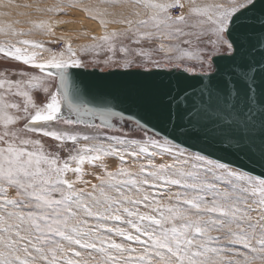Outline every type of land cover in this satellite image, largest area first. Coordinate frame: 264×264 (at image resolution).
I'll return each instance as SVG.
<instances>
[{
    "label": "snow or ice",
    "instance_id": "snow-or-ice-1",
    "mask_svg": "<svg viewBox=\"0 0 264 264\" xmlns=\"http://www.w3.org/2000/svg\"><path fill=\"white\" fill-rule=\"evenodd\" d=\"M64 2L35 11L60 12ZM102 2L127 8L128 14L83 8L104 29L79 47L82 53H105L93 65L183 67L193 73L186 62L195 61L207 70L200 72L196 90L174 88L169 94L159 131L141 118L134 122L142 139L107 136L102 130L116 127L109 117L123 119V113L89 107L70 85L69 69L87 66L71 43L61 36L64 51L40 61L36 49L51 50L22 37L33 30L52 34V25L29 19L32 27L25 30L13 26L20 20L0 21L2 58L39 71L0 72V264H264V173L253 175L223 162L225 157L204 154L214 148L237 161L257 155L264 160V0H190L179 15L170 10L183 9L181 0ZM11 7L32 5L0 0V8ZM10 15L0 11V17ZM109 23L126 27L108 30ZM216 60L227 63L213 68ZM51 80L58 82L55 91ZM33 90H42L46 102L36 103ZM114 100L100 98L104 104ZM44 138L56 144L46 145ZM67 142L74 147L66 148ZM197 144L204 147L192 151ZM61 148L68 152L63 159ZM158 155L172 162L156 163ZM106 156L117 157L120 166L108 170ZM127 156L146 163L132 171L123 166ZM85 164L103 170L97 184L84 179ZM172 186L178 188L174 193ZM158 187L162 191H153ZM113 234L131 243H118Z\"/></svg>",
    "mask_w": 264,
    "mask_h": 264
},
{
    "label": "rangeland",
    "instance_id": "rangeland-1",
    "mask_svg": "<svg viewBox=\"0 0 264 264\" xmlns=\"http://www.w3.org/2000/svg\"><path fill=\"white\" fill-rule=\"evenodd\" d=\"M15 4L23 5V4H31V8H0V11H8L11 13L10 16H3L0 17V21L7 22L11 20H20L22 23L14 24L13 26L17 29H29L32 26L28 23H26L27 20H40L44 19L47 20L53 28V33L44 35L38 30H33L30 35L22 37V39H32L36 41H41L44 44V47L46 49H50L51 51H41L39 49H36L40 53V55L37 57L38 60L43 61L49 58V56L53 53L59 54L60 52L64 51L65 49V40L69 43H71L72 47L77 51V57L81 59L83 62L86 63L87 66H98L103 69L106 67L103 65V63H99L96 65H93L92 61L94 59L102 61L105 58V53L101 52L98 55L94 52H80L79 47L81 45H88L93 42L92 38L93 36H99L103 33L104 29L100 25L99 21L96 19H93L88 13H86L83 8H108L109 12H120L124 11L125 15L128 14L127 8H121L119 6L112 7L107 5L106 3H103L102 0H77L76 3H73L72 5H69L67 3V0H65L64 3L60 4L62 11L60 12H36L35 7L40 8H47L51 5H55L59 3V0H14ZM227 3V0H196V3L202 4V3ZM181 3L185 5L183 9H175L170 10L173 15H179L180 12H187L188 6L190 3V0H181ZM18 12H25L27 15L20 16L17 15ZM107 19H112L111 16L106 17ZM126 27V25H120V24H112L109 23L107 25L108 30H119ZM210 35V34H209ZM65 37V40H61L60 37ZM155 42H153L154 44ZM152 45L148 42H144V47L148 48ZM186 47V46H185ZM32 50L31 48L29 49ZM211 48L209 47V51ZM186 66L194 67L195 71H206L207 65H204L203 67L196 63L195 61H189L186 62ZM20 71H28V72H34L35 74H39L38 70H34L31 68V66L22 65L20 62L12 61V60H4L2 58V55H0V72L4 73H18ZM12 79L19 78L17 75H12ZM56 82L54 80L48 81V84L50 86L51 91L56 90ZM32 94L34 96L35 102L38 104H43L46 102L45 96L46 94L43 93L42 90H33ZM116 127L114 129H103L105 135L111 136V135H118V136H127L128 139H142L143 138V131L139 130L137 127H135L132 123H129L126 121L125 123H120L116 121ZM80 128H83L84 126H79ZM44 142L46 145H55L56 142L53 141L51 138H44ZM81 144L84 143H92V141L85 142L83 140L80 141ZM107 143V141H105ZM66 148L71 149L74 147L72 142H67L65 145ZM50 150H57L54 147L50 148ZM59 154L61 158H65L68 155V152L65 151L63 148L59 149ZM156 163H171L172 157L164 155L156 156L153 158ZM104 163L107 165L108 170L114 171L118 166H120V161L117 157H111L106 156L103 157ZM141 163H146V160L139 159L136 160L131 156L126 157V162L123 166L130 168L132 171H136L137 167ZM84 179L91 182V184H97L98 181L96 179L97 174H103V170L99 167H94L92 165L85 164L84 165ZM88 173H92V175H89ZM69 178H74L73 174H69ZM91 184L87 186V190H91ZM78 187H84V185H77ZM178 190L177 187L172 186L171 192H176ZM153 191L160 192L162 191L159 189V187ZM169 195L167 191L163 192V197L166 198ZM160 198V197H158ZM255 216L256 214L253 213ZM90 223H96L95 220H91ZM110 226L115 224L116 226L125 227L122 223L119 222H108ZM215 235V233H214ZM112 238L115 239L118 243L124 242V243H131L126 242L123 240V238L112 235ZM133 247H137L136 244H132ZM239 247V246H237ZM78 251H82V255L87 258V251L79 249V246H77ZM243 250V249H241ZM92 255H96V253H92Z\"/></svg>",
    "mask_w": 264,
    "mask_h": 264
},
{
    "label": "water",
    "instance_id": "water-1",
    "mask_svg": "<svg viewBox=\"0 0 264 264\" xmlns=\"http://www.w3.org/2000/svg\"><path fill=\"white\" fill-rule=\"evenodd\" d=\"M249 43H255V40H251ZM259 48V44H256V60L261 59ZM226 63L224 60H216L213 68L217 64L223 67ZM200 72L185 73L183 67L181 69L151 68L148 71L137 67L125 70L103 69L98 66L69 69L70 85L80 89L81 98L88 103L89 107L97 111L111 108L115 112L123 113V119L109 117L115 126L117 125L116 121L120 123L128 121L137 127L135 119L143 118L142 123L147 121L149 129L155 125L157 131L164 126L161 115L167 112L169 94L173 92L174 88H178L181 93L186 90H196L201 79ZM101 97H114L115 100L110 104H104L100 102ZM94 121L99 124V116L95 117ZM190 143H186L184 146L189 147ZM202 147L204 146L197 144L191 147V150L199 151ZM204 154L210 155L214 159L225 157L223 162L232 163L234 167H243L253 175L264 173V160H261L259 155L251 159L243 158L237 161L234 156H226L223 151L214 148H206Z\"/></svg>",
    "mask_w": 264,
    "mask_h": 264
},
{
    "label": "flooded vegetation",
    "instance_id": "flooded-vegetation-1",
    "mask_svg": "<svg viewBox=\"0 0 264 264\" xmlns=\"http://www.w3.org/2000/svg\"><path fill=\"white\" fill-rule=\"evenodd\" d=\"M98 124V123H97Z\"/></svg>",
    "mask_w": 264,
    "mask_h": 264
}]
</instances>
